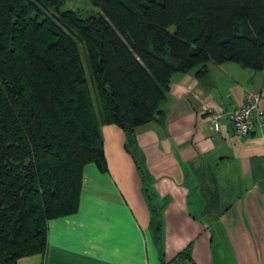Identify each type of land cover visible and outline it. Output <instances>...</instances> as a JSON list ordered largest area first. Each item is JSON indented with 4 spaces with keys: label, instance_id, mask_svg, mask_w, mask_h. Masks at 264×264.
Here are the masks:
<instances>
[{
    "label": "trees",
    "instance_id": "obj_1",
    "mask_svg": "<svg viewBox=\"0 0 264 264\" xmlns=\"http://www.w3.org/2000/svg\"><path fill=\"white\" fill-rule=\"evenodd\" d=\"M66 1L0 0V264L45 252L49 221L79 209L85 166L108 171L104 124L125 131L150 196L136 129L165 122L173 75L264 70V0H91L88 14ZM191 246L163 264H196Z\"/></svg>",
    "mask_w": 264,
    "mask_h": 264
},
{
    "label": "crops",
    "instance_id": "obj_2",
    "mask_svg": "<svg viewBox=\"0 0 264 264\" xmlns=\"http://www.w3.org/2000/svg\"><path fill=\"white\" fill-rule=\"evenodd\" d=\"M208 68L202 78L175 73L165 122L136 129L150 196L125 131L104 124L108 171L85 166L77 212L51 219L46 251L18 264H163L190 243L196 264H264V118L247 134L228 119L249 91L264 106V70ZM149 197L160 208L159 240Z\"/></svg>",
    "mask_w": 264,
    "mask_h": 264
},
{
    "label": "built area",
    "instance_id": "obj_3",
    "mask_svg": "<svg viewBox=\"0 0 264 264\" xmlns=\"http://www.w3.org/2000/svg\"><path fill=\"white\" fill-rule=\"evenodd\" d=\"M263 97L261 93L249 91L246 94L245 101L241 107L231 111L228 115L234 130L238 134H247L251 131L255 123H260L264 118ZM220 112H214L211 116L213 128L220 129ZM173 264H191L186 260H178Z\"/></svg>",
    "mask_w": 264,
    "mask_h": 264
},
{
    "label": "rangeland",
    "instance_id": "obj_4",
    "mask_svg": "<svg viewBox=\"0 0 264 264\" xmlns=\"http://www.w3.org/2000/svg\"><path fill=\"white\" fill-rule=\"evenodd\" d=\"M64 8H71L75 10H79L84 14H88L91 10H98L91 0H67ZM80 47L83 53V57H85L86 49L83 43L80 42Z\"/></svg>",
    "mask_w": 264,
    "mask_h": 264
}]
</instances>
